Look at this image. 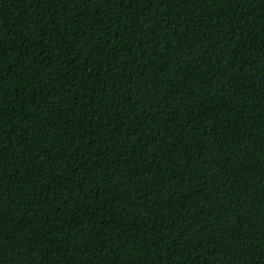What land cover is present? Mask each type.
<instances>
[{
	"label": "trees",
	"instance_id": "16d2710c",
	"mask_svg": "<svg viewBox=\"0 0 264 264\" xmlns=\"http://www.w3.org/2000/svg\"><path fill=\"white\" fill-rule=\"evenodd\" d=\"M0 264H264V0H0Z\"/></svg>",
	"mask_w": 264,
	"mask_h": 264
}]
</instances>
